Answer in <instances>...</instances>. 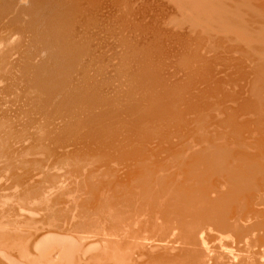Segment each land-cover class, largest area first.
Here are the masks:
<instances>
[{"label":"rangeland","instance_id":"1","mask_svg":"<svg viewBox=\"0 0 264 264\" xmlns=\"http://www.w3.org/2000/svg\"><path fill=\"white\" fill-rule=\"evenodd\" d=\"M33 1L0 0V202L42 194L16 180L37 163L90 183L170 148H264V0Z\"/></svg>","mask_w":264,"mask_h":264},{"label":"bare ground","instance_id":"2","mask_svg":"<svg viewBox=\"0 0 264 264\" xmlns=\"http://www.w3.org/2000/svg\"><path fill=\"white\" fill-rule=\"evenodd\" d=\"M61 12L59 15L64 13ZM53 14L50 23H60L61 15ZM0 64L6 66L8 57H2ZM259 112L261 115L264 111ZM171 149L163 152L174 158L162 166L156 165L155 160V164L144 163V157L143 162L136 163L139 161L135 158L134 163L112 167L114 173L111 171V177L102 176L105 180L94 181L93 175L90 183L81 177L76 179L70 170V177L65 176L68 170L47 175L48 165L44 169L38 161L39 167L33 164L28 170L18 165L24 172L14 177L18 184H25L26 190L32 191L35 184L41 183L37 179L46 177L50 185H43L47 190L43 192L42 186V194L28 202L25 200L32 194L23 197L24 201L20 197L23 202L10 201L8 194V200L1 199L0 264H264V204L257 203L259 199L264 201V148ZM142 153L144 156L145 151ZM6 169L5 176L1 173L4 169L0 171L4 178ZM52 188L56 191L52 192ZM32 193L36 194V190Z\"/></svg>","mask_w":264,"mask_h":264}]
</instances>
